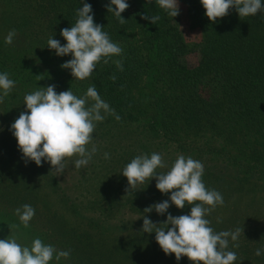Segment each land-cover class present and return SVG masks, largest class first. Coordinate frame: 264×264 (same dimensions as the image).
Returning a JSON list of instances; mask_svg holds the SVG:
<instances>
[{
	"label": "rangeland",
	"instance_id": "obj_1",
	"mask_svg": "<svg viewBox=\"0 0 264 264\" xmlns=\"http://www.w3.org/2000/svg\"><path fill=\"white\" fill-rule=\"evenodd\" d=\"M178 3V25L190 48L187 63L195 66L202 35L198 28L190 26L185 0ZM26 13L29 11L24 12L17 0H0V43L10 30L17 33L9 47L13 56L19 54L15 69L29 74L46 71L40 77L32 75L24 91L15 93L14 88L10 98L0 103V239L12 234L18 237L19 243L30 246L33 239L40 238L57 250H71L70 258H62L59 264H193L187 257L177 261L174 254L165 255L155 240V233L141 231L144 215L159 225L166 221L168 213L174 217L190 214V207L181 210L171 205V193L162 194L155 186V179L127 194V178L121 173L137 155L160 153L170 168L177 156L183 154L203 163L206 187L223 196V206L206 217L211 221L210 226L216 232L242 230L238 241L229 239L227 250L237 254L234 264H264V253L255 255L257 249H264V138L227 115L218 121H203L198 129L185 127L180 131L185 144L183 148L178 147L160 134L149 132L143 124V118L152 112L156 96L166 89L159 84L144 79L133 90V97L141 105L137 116L140 120L117 121L114 115H108L102 123H97L92 135L98 151L87 167L76 169L73 158L65 172L58 175L52 172L48 162H42L39 167L33 161L25 164L10 131L14 120L26 111L24 96L49 85H55L57 93L67 87L75 95L83 96L94 85L87 79L82 89L69 88L65 74L56 75L55 69L48 67L46 56L37 54L38 45L32 46L36 42L26 35L29 27L22 18ZM125 37L139 42L133 30L127 31ZM32 54L34 58L30 60ZM17 76L13 70L9 73L15 83ZM105 152L110 154V159H104ZM228 155L246 166L229 163ZM249 164L260 168L262 175H255L258 170L248 168ZM165 200L171 205L168 213L158 215L155 210L144 213L146 207ZM24 204L35 209V216L29 228L21 226L11 233L9 227L20 223L14 210ZM234 243L239 247H233ZM50 264L57 262L53 260Z\"/></svg>",
	"mask_w": 264,
	"mask_h": 264
},
{
	"label": "trees",
	"instance_id": "obj_2",
	"mask_svg": "<svg viewBox=\"0 0 264 264\" xmlns=\"http://www.w3.org/2000/svg\"><path fill=\"white\" fill-rule=\"evenodd\" d=\"M127 2L131 11L127 9L121 14L126 20L121 24L107 11L110 0H17L24 12L29 11L22 18L29 27L27 37L31 36L30 40L36 42L31 45L39 47L37 54L46 56L48 67L54 68L56 75L65 74L69 88L81 89L87 79H74L70 69L61 68L72 55L57 56L47 47V41L53 37L62 46L66 44L61 30L74 26L77 10L84 3L91 4L94 22L102 25L111 41L123 51L120 56H113L109 63L98 64L88 79L94 82L98 94L121 119L140 120L137 116L141 105L132 92L146 79L166 89L156 96L152 112L143 118V124L149 132L160 134L178 147L183 148L185 144L180 132L185 127L198 129L203 121H218L227 115L237 118L264 138V14L240 18L232 8L226 17L212 23L200 0H185L190 26L198 28L202 35L198 63L190 66L187 63L190 48L178 25L179 17H169L154 0L151 4L147 0ZM143 15H159L160 19L153 24L142 19ZM129 30L136 32L138 43L125 37ZM0 44V73L9 74L13 70L19 74L15 93L25 90L32 75L36 78L46 72L29 74L15 69L19 54L13 56L11 45L4 41ZM30 56L32 60L34 55ZM27 60L30 61L28 57ZM116 60L121 62L122 70L117 67ZM47 75L48 72L46 78L49 79ZM228 162L244 165L230 155ZM247 167L258 170L255 175H262L260 168L250 164Z\"/></svg>",
	"mask_w": 264,
	"mask_h": 264
},
{
	"label": "clouds",
	"instance_id": "obj_3",
	"mask_svg": "<svg viewBox=\"0 0 264 264\" xmlns=\"http://www.w3.org/2000/svg\"><path fill=\"white\" fill-rule=\"evenodd\" d=\"M154 2L169 17L175 18L180 14L178 0ZM147 3H153V0H147ZM200 3L212 23H216L218 18L226 17L232 8H235L240 18L264 14V0H200ZM129 6L127 0H110L106 7L109 13L124 24L126 20L121 14ZM91 13L92 6L88 3L77 10L74 26L63 28L60 32L66 41L63 46L53 37L47 41V47L54 50L57 56L72 55V59L63 63L61 68L70 69L73 78L80 81L90 78L98 64L109 63L113 56H120L123 51L111 41L103 30L104 27L94 22ZM141 18L156 24L160 16L143 15ZM16 35L14 29L10 30L5 37V44L12 45ZM115 63L122 70L121 62L116 60ZM15 87V81L9 78L7 72L0 73V103L4 102ZM24 105L26 111L21 112L10 126L18 149L23 154L22 159L26 165L33 161L38 167L42 166V162H48L52 172L58 175L65 172L73 158L76 169L87 167L98 151L93 144L92 135L97 123H102L108 115H114L117 121L121 119L101 98L95 85L88 87L83 96L75 95L70 89L57 93L55 85L38 87L24 96ZM89 145L92 147L89 148ZM110 158V154L105 152L104 159ZM163 169L168 170L161 171ZM121 173L127 178V194L138 191L140 185H148L155 179V186L162 194L171 193V205L181 210L186 206L190 207V214L175 217L168 213L171 206L169 200L155 203L143 210L145 214L153 210L158 215L168 213L166 221L159 225L144 215L141 229L143 233H155V240L165 255L174 254L177 261L187 257L193 264H234L237 254L227 250L229 239L238 241L242 230L237 228L235 231L216 232L210 226L211 221L206 217L218 206H223L224 199L219 191L206 187L201 161L180 154L169 168L163 155L153 152L150 156H135ZM14 214L20 223L9 227L11 233L21 226L29 228L35 209L24 204L16 208ZM162 224L165 227H160ZM233 247L238 248L239 244L234 243ZM262 253L264 249H257L255 255L260 256ZM70 255L71 250H57L40 238L33 239L30 246L19 243L18 237L12 234L6 239H0V264H50L53 260L59 264L62 258L66 260Z\"/></svg>",
	"mask_w": 264,
	"mask_h": 264
}]
</instances>
